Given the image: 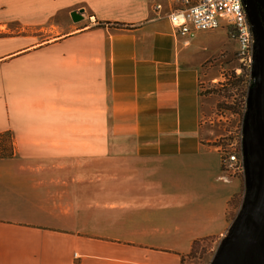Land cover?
Masks as SVG:
<instances>
[{"label":"crops","instance_id":"1","mask_svg":"<svg viewBox=\"0 0 264 264\" xmlns=\"http://www.w3.org/2000/svg\"><path fill=\"white\" fill-rule=\"evenodd\" d=\"M179 6L0 0V264H184L228 230L246 183L206 122L238 44L178 34Z\"/></svg>","mask_w":264,"mask_h":264},{"label":"water","instance_id":"2","mask_svg":"<svg viewBox=\"0 0 264 264\" xmlns=\"http://www.w3.org/2000/svg\"><path fill=\"white\" fill-rule=\"evenodd\" d=\"M246 8L256 48L246 148L250 199L234 234L220 244L210 264H264V0H246ZM72 17L79 20L77 13Z\"/></svg>","mask_w":264,"mask_h":264},{"label":"built area","instance_id":"3","mask_svg":"<svg viewBox=\"0 0 264 264\" xmlns=\"http://www.w3.org/2000/svg\"><path fill=\"white\" fill-rule=\"evenodd\" d=\"M180 6L169 15L175 31L187 37H195L201 31H213L221 26L224 19L229 27V38L238 44V56L249 70V90L244 107V126L237 142L218 146L224 175L221 179L229 182L232 177H242L249 184L246 148L249 142L248 120L253 114L252 88L256 84L254 60L256 56L255 36L246 8V0H179ZM160 7L157 6L156 9ZM235 227H229L218 239L203 241L211 243L218 250L220 244L232 237ZM212 252V251H211ZM189 258V257H188ZM187 259V258H186Z\"/></svg>","mask_w":264,"mask_h":264},{"label":"rangeland","instance_id":"4","mask_svg":"<svg viewBox=\"0 0 264 264\" xmlns=\"http://www.w3.org/2000/svg\"><path fill=\"white\" fill-rule=\"evenodd\" d=\"M81 19V14H79L78 21ZM234 42L235 41H233V43ZM234 44L236 45V42ZM231 59L232 60L227 64L232 63V66L227 68L224 72L223 81L218 84V87H220V85H224V88L220 89V91L221 96L225 99L218 104L217 108L214 109L213 114L210 115L211 118L206 122L207 129L209 130L206 136L213 141L212 144L216 149L219 145L224 148L226 143H231L233 141L237 142L238 136L244 126V107L247 91L250 87L249 70L241 62L238 56V45H236ZM202 86V89H204L205 92H209V90L213 89L209 86V84L203 83ZM10 154L11 137L7 134L2 135L0 137V159L6 158ZM22 164L33 167L41 166V162H24ZM249 199L250 185L247 184L245 187L243 181H241L236 193L232 196L230 202L228 203L229 206H232L228 215V219L230 220V226L228 225L229 227L238 225ZM211 246V243H199L198 247L189 256V258L184 260V264H210L217 252L216 247L214 246V251L211 250L213 248V246L212 248Z\"/></svg>","mask_w":264,"mask_h":264},{"label":"trees","instance_id":"5","mask_svg":"<svg viewBox=\"0 0 264 264\" xmlns=\"http://www.w3.org/2000/svg\"><path fill=\"white\" fill-rule=\"evenodd\" d=\"M249 121H250V119H249ZM2 135H3V134H1L0 137H1ZM12 150H13V144H12V142H11V152H12Z\"/></svg>","mask_w":264,"mask_h":264}]
</instances>
